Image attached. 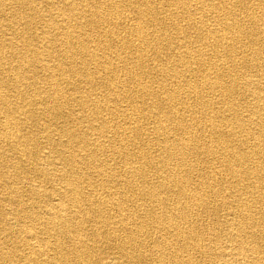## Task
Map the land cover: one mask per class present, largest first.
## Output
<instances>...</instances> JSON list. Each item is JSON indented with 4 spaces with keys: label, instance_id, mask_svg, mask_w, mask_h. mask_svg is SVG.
Returning a JSON list of instances; mask_svg holds the SVG:
<instances>
[{
    "label": "bare ground",
    "instance_id": "bare-ground-1",
    "mask_svg": "<svg viewBox=\"0 0 264 264\" xmlns=\"http://www.w3.org/2000/svg\"><path fill=\"white\" fill-rule=\"evenodd\" d=\"M35 3L0 0V264H264V0Z\"/></svg>",
    "mask_w": 264,
    "mask_h": 264
},
{
    "label": "rangeland",
    "instance_id": "rangeland-1",
    "mask_svg": "<svg viewBox=\"0 0 264 264\" xmlns=\"http://www.w3.org/2000/svg\"><path fill=\"white\" fill-rule=\"evenodd\" d=\"M36 1V3H35V8L36 9H40L41 11H43V9H45V10H48V8L46 7V4H45V1L46 0H35ZM10 3L12 4L13 2H11L10 1ZM34 3V2H33ZM13 5V4H12ZM0 22H1V19H0ZM1 23H3V24H5V22H1ZM5 38L6 37H4V38H0V41L1 42H3V41H5ZM3 52H0V53H6L7 55H9V52L11 51L10 49H6V48H4L3 50H2ZM31 76V75H30ZM40 77H43V73H40ZM34 80H36V78L34 77V76H32V78L31 79H28L27 80V82H28V84L30 83V82H32L33 83V81ZM37 87H39V88H43V89H46L47 88V86H46V84H44V81L43 80H41L40 82H38V84H37ZM32 93V94H31ZM34 95H35V93H34V90H27V99H30V98H34ZM39 97H36V99H38ZM74 107V106H73ZM34 108V110L35 111H39L41 108H42V106H35V105H33V107H32V109ZM152 120V119H151ZM148 123V121H146L145 119H143V121L140 123V124H142V125H146L147 127H151L152 125H149V124H147ZM38 128V127H37ZM37 128H33V130H37ZM151 129V128H150ZM151 133V132H150ZM53 136L55 137V138H58V135L54 132L53 133ZM152 149V148H151ZM151 151H153V150H150V152ZM112 165H115V167H119L120 165H119V160H116L114 163H111ZM118 165V166H117ZM80 166L81 167H84V165L82 164V163H80ZM114 167V168H115ZM61 169V168H60ZM217 170H218V168H217ZM220 172H222V179H221V181H220V183H222L225 187H228L229 186V184L226 182V179H224V173H223V171H222V169L221 170H219ZM93 180H96V179H93ZM225 183H224V182ZM35 184H37L39 187H40V189L41 190H45L46 192H49L47 189H51L50 188V186L49 185H46L45 183H43V182H41L40 180H37V181H35ZM61 186H62V182L61 181H57L55 184H54V189H55V193H48V195L50 196V195H53L52 197H54L55 196V194L61 189ZM59 187H60V189H59ZM3 194V193H2ZM2 194H0V197H2ZM40 205H42L41 203H39ZM136 210L138 211V209L136 208ZM10 210H9V208L7 207V215H8V212H9ZM120 211V209L119 208H117V207H115L113 210H111V213H117V212H119ZM124 212H125V209H124ZM201 218L204 220V221H202V223L203 224H208V223H210V219H208V218H206L203 214L201 215ZM117 224H118V226L119 225H121V223L120 222H118L117 221ZM0 225H1V222H0ZM88 228H90L89 226H88ZM98 244H99V249H98V252L96 253L98 256L96 257V261L98 260V264H102L104 261H108L109 260V257H110V255L114 252V250H110V249H107V248H105L104 247V245H103V243L101 242V241H98ZM223 244L224 245H226L227 246V243H225V242H223ZM103 246V247H102ZM106 252H105V251ZM100 252H102V253H100ZM99 254H100V256H99ZM102 254V255H101ZM101 262H100V261Z\"/></svg>",
    "mask_w": 264,
    "mask_h": 264
}]
</instances>
